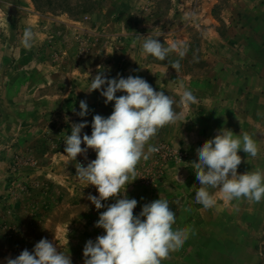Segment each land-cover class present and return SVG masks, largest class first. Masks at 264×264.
Segmentation results:
<instances>
[{"label": "rangeland", "instance_id": "rangeland-1", "mask_svg": "<svg viewBox=\"0 0 264 264\" xmlns=\"http://www.w3.org/2000/svg\"><path fill=\"white\" fill-rule=\"evenodd\" d=\"M240 1L0 0V264L31 251L41 238L69 252L72 264H84L85 242L103 234L95 221L105 209H95L87 199L98 193L75 176L76 163L86 166L96 154L89 148L70 160L63 141L71 126L84 120L81 134H91L90 119L76 115L78 103L72 101L75 91L89 92L87 73L92 78L98 68L109 78L142 77L175 100L176 120L149 142L162 152L142 159L138 178L126 187L128 197L138 201L134 215L162 193L177 207L176 223L194 230L183 247L165 257L166 264H264V200L228 202L218 189H210L217 203L204 208L195 199L200 185L194 161L197 146L227 128L235 135L250 134L259 149L256 157L238 151L237 172L264 171V78H246L262 95L229 98L208 90L193 103L199 115L189 116L190 103L181 110L183 90H201L204 83L198 78L207 75L212 62L228 56V28L238 29L256 8L260 19L249 17L257 38L264 40V0ZM26 27L35 35L30 49L21 44ZM156 34L165 47L172 40L186 41L185 56L172 52L159 61L144 55L142 36ZM261 58L264 62V54ZM106 60L113 66H90ZM177 60L179 72L170 66ZM79 78L87 83L78 85ZM160 78L168 82L162 85ZM182 111L187 116L181 119Z\"/></svg>", "mask_w": 264, "mask_h": 264}, {"label": "clouds", "instance_id": "clouds-1", "mask_svg": "<svg viewBox=\"0 0 264 264\" xmlns=\"http://www.w3.org/2000/svg\"><path fill=\"white\" fill-rule=\"evenodd\" d=\"M161 34L142 36V53L159 61H166L175 52L183 58L187 42L172 40L164 46L156 39ZM35 35L26 27L21 44L25 49L33 46ZM177 72L179 60L170 63ZM89 80L90 73H87ZM89 91L100 90L105 103L114 102L107 117L96 114L91 121V134H81L87 121L74 123L71 132L63 139L64 154L75 160L78 154H85L89 148L95 152V159L86 166L76 163V178L92 185L98 195L89 194L87 199L99 210L95 226L104 230L95 240L89 239L82 249L84 264H166L165 257L174 249L184 246L193 233L188 225L177 224L178 210L172 200L162 194L144 203L138 214L133 210L138 201L129 198L126 187L138 178L137 164L147 160L159 148L149 143L160 128L174 122L177 114L175 100L163 91L154 90L142 77L129 75L126 78H109L102 69L90 80ZM103 86V87H102ZM117 92L124 94L117 96ZM198 92L191 87L183 90L181 101L194 103ZM75 111V109H73ZM88 104L79 102L76 115H88ZM82 143L84 147H81ZM239 150L247 156L256 157L259 149L248 133L235 135L227 128H221L215 136L197 146L199 157L194 159L196 176L200 187L195 193L196 202L204 208L214 207L216 197L210 189H218L225 201L246 198L259 203L264 200V171L257 169L238 173L241 164ZM111 198L114 202L102 203ZM6 264H72L69 252L57 249L56 244L46 238L35 243L33 249H24L15 258H8Z\"/></svg>", "mask_w": 264, "mask_h": 264}, {"label": "crops", "instance_id": "crops-1", "mask_svg": "<svg viewBox=\"0 0 264 264\" xmlns=\"http://www.w3.org/2000/svg\"><path fill=\"white\" fill-rule=\"evenodd\" d=\"M239 3H244V0H241ZM253 11L255 14L248 12V14L244 15L245 19H243V21L239 24L238 29L228 28L230 37L227 41H225V43H227L224 44L226 51L228 52V56L223 57L221 62H212L207 75L203 78H198L204 83L203 88L201 90H197V92H200L202 96H204V94L208 96V90L214 91L216 89L218 95H226L229 98L232 96L240 97L242 94L245 95L247 93H253L254 95L263 94L261 89L255 90L254 88L250 87L246 80V78H264V62H262L261 58L262 54H264V40L257 38V28L255 25L252 26V23L254 22L252 21L251 17H249L250 15H254L255 18L253 20L256 21L257 19H260V14L257 12V8L253 9ZM235 34L237 35L236 37ZM260 34L262 33L260 32ZM90 66H100L103 68L113 66V64H109V61L106 60L105 62L96 61L94 64H90ZM84 79L85 78L77 79L78 85L84 86L87 83V81H84ZM160 80L162 85L168 82V78H160ZM172 80L177 81L178 79L172 78ZM231 80L233 81L231 82ZM194 83L195 82H193V84ZM82 86H80V88ZM89 86L90 83H88V87ZM71 92L73 91L70 90L68 93H64V98L68 99L71 95ZM75 93H77V99H73L72 103L74 104L77 102L78 104L74 105L79 107V102L81 100H85L87 102L89 111L86 117L90 119V123L92 121V117L96 114L102 115L104 117H107L111 114L113 105H109L108 103H105L106 108H103L104 112L99 110L102 109L104 105L103 103L100 104V102L104 99L101 98L102 95L100 94V90H92L84 94L83 89H79V91H75ZM237 102L238 104L241 103L240 100ZM64 103L66 106H68L65 100ZM190 106L191 114L189 116L193 117L195 115H199V113L195 114L193 111H198L199 108L194 109L195 105L193 103H190ZM186 107H188V103L182 102L181 110L186 109ZM107 112L110 114L108 115ZM182 112L183 113L180 114L181 119L184 116H187L186 113L184 114V111ZM165 129H167V127H165Z\"/></svg>", "mask_w": 264, "mask_h": 264}, {"label": "built area", "instance_id": "built-area-1", "mask_svg": "<svg viewBox=\"0 0 264 264\" xmlns=\"http://www.w3.org/2000/svg\"><path fill=\"white\" fill-rule=\"evenodd\" d=\"M159 148V151L157 152V153H159V152H162V149H161V147H158Z\"/></svg>", "mask_w": 264, "mask_h": 264}]
</instances>
